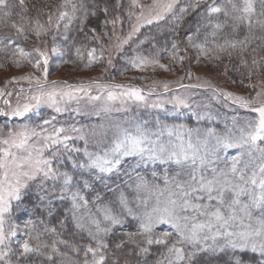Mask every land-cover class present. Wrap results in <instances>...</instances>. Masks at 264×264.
Returning <instances> with one entry per match:
<instances>
[{"label": "rangeland", "instance_id": "rangeland-1", "mask_svg": "<svg viewBox=\"0 0 264 264\" xmlns=\"http://www.w3.org/2000/svg\"><path fill=\"white\" fill-rule=\"evenodd\" d=\"M165 2L168 0H159V3ZM212 2L213 0H207L208 4ZM216 2L222 3L223 0ZM63 3L64 0L50 2L53 21L51 27L48 26V21L46 23L41 21L39 24L43 25V29H39L36 24L38 20H35L32 23L21 24L25 29L22 34L17 32L12 35L9 27L0 29V112L9 113L0 115V140L9 138L10 133L21 131L25 125L37 131L42 127L47 129L49 134L53 132V128L65 129V134L73 137V140L68 142L69 146L79 148L80 151L67 153L61 150L59 159L54 160L53 164L60 171H67L75 177L72 191H78L83 201H87L86 206L75 210L76 218H74L72 201L66 198L70 202L72 221L77 226V218H79V222L85 227H77V229L88 235L89 228L93 232L96 231L91 220L93 218L100 220L101 228H110L106 235L100 234L103 242L128 220L135 221L139 226V220L128 215L122 208L121 194L127 198L129 207L136 216H139L144 211V206L137 199L136 185L139 179L142 177L149 184L159 185L162 188L167 166L153 163L146 157L128 156L122 159L121 164L112 173H98L96 170L88 172L73 168L72 162L86 163L88 158L84 154L85 149L90 153L102 154L112 147L113 141L122 129L132 130L137 124L153 132L158 131L157 120L170 126L215 128L218 132H223L225 125L231 128L233 122L236 128H241L246 127V122L255 121L258 114L251 109L264 103V59H262L264 54L261 53L264 49V40L260 39L264 37V30L255 24L251 30L246 24L236 28L235 31L228 26L223 30H217L216 36L213 37L211 35L213 28L205 16L206 5H201L194 11L189 8L187 12H180L181 7L187 8L190 3L194 4L195 0H178L173 11L167 13L164 19L147 24L144 23V19L150 18L155 12L152 7L153 0H138L137 6H133L131 0H114L112 9H108L110 13L108 19L102 20L101 31L94 32L89 38L92 45L70 50L72 46H66L65 36L68 38L72 27H76L81 20H86L84 14L96 3L94 0H73L80 12L75 14L71 22L67 19L57 22L61 11L71 13L70 6L61 7ZM141 6H143V19L138 21L137 16L141 15ZM196 11L197 14L193 15ZM257 18L253 17L254 20ZM13 22L15 21H9L11 24ZM65 24H68L67 29ZM137 25L140 26L139 31L133 32L134 26ZM31 31L35 34L39 32L38 36L45 39L34 42ZM130 33L132 35L129 39ZM190 36L191 42L188 39ZM242 41L244 43H241ZM228 42L235 43L236 47L228 46ZM173 44L176 45L175 48L172 47ZM219 45H224L223 51L220 50ZM261 45L263 48L258 50ZM20 48L29 53L27 58L20 54ZM53 48L57 51L53 52ZM36 49L47 53V64ZM93 49L95 52L90 58L88 53ZM137 56L156 60L158 63L144 64L139 68L133 67L132 60ZM234 60H239V64L245 68L248 75L246 79L233 78V75L232 77L229 75V66ZM253 60L259 63L253 65ZM37 61L39 66H36ZM160 65L165 67L161 68ZM252 75L254 77L251 81L249 77ZM165 84L168 86L167 91ZM98 85L100 87H97ZM114 85L123 87L114 88L112 87ZM182 85L190 87H182ZM41 88L45 91H52L53 88L57 91H72L77 99L61 101L58 104L62 109L61 112H57L55 107L44 104L23 117L10 115L18 105L34 104L35 101L31 97L37 95ZM131 88L140 89L145 96V102L126 97L113 101L107 99L109 91L119 94ZM78 89L87 90V94L83 91L77 92ZM227 93H231V97L227 96ZM257 93H260V96H257ZM96 96L100 99L89 98ZM236 97L249 101V107L244 108L234 102ZM178 99L183 100L188 107L178 104ZM5 100L8 101L7 104ZM152 105H162V107ZM197 116H203L204 119L198 120ZM45 120L51 121V124H44ZM73 128L79 131L73 132ZM80 136L84 139H80ZM0 147L6 146L0 144ZM52 151L56 149L46 150L45 155L50 157ZM239 151L236 148L221 149L218 166L223 167L224 162L237 155ZM154 172L156 175H153ZM92 177L99 179L105 188L111 192L115 191L116 194L112 193L105 197L93 194ZM84 180L88 182L87 187L84 186ZM53 183L49 181L46 185L50 191ZM56 184L58 193L59 183ZM35 188L36 186L33 185L28 193L32 198L37 196ZM139 198L148 199V194L141 192ZM83 201L80 203L83 204ZM105 208L110 209L122 222L118 225H110L109 221L104 220ZM26 222L19 218V208L14 207L9 223L18 226V234L10 244L12 251L7 258L10 264H18L19 245L16 241L22 242L27 238V233L35 235L39 232L35 230V226L26 229ZM164 231H171L170 226L159 224L154 229L157 234ZM41 241L48 244L44 237H41ZM32 243L35 244L37 241L33 240ZM42 251L51 253V247ZM200 252L232 253L230 250L197 253ZM58 257L55 256L54 260ZM32 258L46 259V256L31 254L22 264L30 263ZM82 259L81 264L85 257ZM88 259H91V256ZM0 264L4 262L0 261Z\"/></svg>", "mask_w": 264, "mask_h": 264}, {"label": "snow or ice", "instance_id": "snow-or-ice-1", "mask_svg": "<svg viewBox=\"0 0 264 264\" xmlns=\"http://www.w3.org/2000/svg\"><path fill=\"white\" fill-rule=\"evenodd\" d=\"M138 0H131L133 6H137ZM25 0H19L20 7L24 8ZM178 0H168L159 3L153 0L152 7L154 14L150 18L144 19V23L151 24L153 21L164 19L167 13L173 11ZM201 5H206L205 16L208 23L213 28L211 35L216 36L217 30H223L230 26L233 31L241 25L246 24L251 30L253 25L264 30V0H223L217 3L213 0L211 4L207 0H195L194 4H189L187 8L181 7L180 12H187L189 8L193 11ZM71 7V13L61 11L57 17V22L67 19L69 22L75 18L77 6L73 0H64L61 7ZM14 5L9 4V0H0V9H9ZM259 8V11H258ZM141 15L137 20L143 19V6ZM11 11H5L4 16L8 17ZM253 17H258L253 19ZM223 18V19H221ZM21 19H24L21 15ZM52 17L49 16L48 23L52 24ZM37 27L43 29V25L36 21ZM58 26V23H57ZM18 33L22 34L25 29L23 25L17 26L15 22L11 24ZM68 24H65L67 29ZM139 25L134 26L133 32L139 31ZM199 31V30H197ZM39 35V32H37ZM129 34V39L131 38ZM65 39L67 37L65 36ZM191 42L192 37H188ZM264 40V37H260ZM247 40V37H245ZM127 40L124 41L126 43ZM241 43H244L243 41ZM228 46L235 48V43L228 42ZM176 47L175 44L172 45ZM221 51L224 45L218 46ZM44 63L47 64V53L36 49ZM53 52L57 49L53 48ZM22 56L27 58L29 53L23 48L19 49ZM93 49L88 53L93 57ZM182 59V58H181ZM264 59V58H262ZM91 63V60H90ZM111 63V61H109ZM148 63H158L156 60H148L146 57L137 56L133 58V67H141ZM253 65L259 63L253 60ZM36 66H39L37 61ZM164 68V65H160ZM46 72V70H45ZM39 83V81H37ZM70 87V86H69ZM97 87H100L99 85ZM114 88H121V85H114ZM165 91L168 90L165 84ZM182 87H190L182 85ZM77 92L87 90L78 89ZM231 97V93H227ZM260 96V93H257ZM128 98L138 102H145V96L140 89L131 88L117 94L109 91L107 99L109 101L118 98ZM90 99H100L99 96L89 97ZM35 101L18 105L12 110L10 115L23 117L27 113L38 109L41 105L55 107L57 112L62 109L58 106L61 101L77 99L72 91H45L43 88L39 93L32 96ZM234 102L241 107L248 108L250 102L236 97ZM7 104L8 101L5 100ZM178 104L188 107L183 100H177ZM162 107V105H152ZM253 112L258 114L255 121L246 122V127L236 128L225 125L223 132H218L215 128H187L183 125H168L157 120L158 131L153 132L141 124H137L134 129H122L117 138L113 141L112 147L103 151L102 154L90 153L85 149L87 156L86 163L72 162L73 168H79L98 173H112L121 164L122 159L128 156L146 157L147 160L167 166L165 169L164 186L149 184L142 177L139 179L137 189V199L144 206V211L139 216L129 207L127 198L121 194L120 204L126 213L139 220V231L128 234V242L137 243L136 237L143 236L146 245H163L166 253L162 254L163 259L157 260V264H191V261L199 251L225 252L231 251L233 258L230 264H249L244 259V255L251 251L259 254L261 258L257 264H264V103L259 107H253ZM9 113L0 112V115ZM210 118V117H209ZM197 119H204L197 116ZM44 124H51L45 120ZM73 132L78 129L73 128ZM63 128H53L52 133H47V129L41 127L40 131L29 128L27 125L16 133H10L9 138L0 140V261L10 264L9 253L12 251L10 244L17 237L18 226L9 223L14 207L19 208L24 203L33 185L36 186V195L42 205L51 211L52 199H71L73 215L75 210L81 206H86L87 201H83L78 191H72L75 177L67 171H60L53 164L59 159L61 150L67 153L79 152V148L70 147L69 141L73 137L65 134ZM84 139L83 136L79 137ZM62 146V147H61ZM55 148L49 156L45 155L46 150ZM236 148L240 151L230 160L224 162L223 167H219L217 162L221 159L219 151L221 149ZM69 159L71 156L69 155ZM153 175H156L154 172ZM54 182L52 191L46 185ZM59 183V192H56ZM84 186H88L84 180ZM141 192L148 194V199H140ZM83 201V204L80 202ZM150 201L151 204H150ZM15 202V204H14ZM104 220L110 225H118L121 219L113 215L110 209L103 210ZM41 223H43L41 221ZM91 223L95 225L96 231L88 229L89 237L98 241L95 247L88 245L85 250L83 264H106L107 257L104 254L108 245L102 242L101 233L105 235L110 231L109 227L101 228L100 220L93 218ZM159 224H167L171 231H164L156 236L154 229ZM34 228V222L29 219L25 228ZM77 227L84 228L85 225L77 218ZM55 232V229L45 227L44 232H36L35 235L27 233V238L19 245L18 264L26 261L31 254L46 256L48 261H54L55 256H63L56 247V242L51 246L41 241L42 235L47 232ZM35 240L37 243L33 244ZM60 243H67L60 241ZM124 246V242L116 245L117 249ZM51 247V253L42 251ZM191 248V251L186 249ZM149 247L140 248V253L146 254ZM91 254V259L87 257Z\"/></svg>", "mask_w": 264, "mask_h": 264}, {"label": "trees", "instance_id": "trees-1", "mask_svg": "<svg viewBox=\"0 0 264 264\" xmlns=\"http://www.w3.org/2000/svg\"><path fill=\"white\" fill-rule=\"evenodd\" d=\"M52 0H25L24 11L20 5L19 0H9V9H0V29L1 28H11V34L17 33L15 28L11 27L9 21H15L17 26H21L22 23L33 22L38 20L39 22L46 23L49 16L52 15V9H50V2ZM93 1V0H92ZM96 5L90 7L85 15L86 20H81L76 27H72L69 32L68 38L66 39V46H72L70 50H74L76 47L91 46L89 38L94 32H100L103 27L102 20L108 19L110 15L108 9L114 4V0H94ZM99 5V6H98ZM106 8V10H104ZM201 9V8H200ZM110 10V9H109ZM5 11H11V15L8 17L4 16ZM80 12L77 10L76 14ZM82 12V11H81ZM83 14L81 16L83 17ZM197 11L193 15H196ZM23 15L24 19H21ZM52 17V16H51ZM84 18V17H83ZM49 24V23H48ZM51 27V24L48 25ZM75 28H77L75 30ZM34 36V42L37 40H44V37H39L34 32H30ZM262 46V45H261ZM263 48L260 47L258 50ZM1 53V51H0ZM264 54V49L261 50ZM234 63H230L229 75L233 78L244 77L246 79L247 72L245 68L239 64V60H234ZM264 70V69H263ZM232 73V74H231ZM256 71L255 74H257ZM254 75L249 77L252 81ZM92 193L98 196H109L112 193L115 195V191L111 192L109 189L105 188L99 179L92 177ZM17 212V211H16ZM19 218L28 221L31 219L34 222L35 230L41 233L44 232L45 227L48 229H55V232H47L42 237L51 246L53 242H56V247L60 253H66V255L59 256L55 258L54 261H48L42 258H32L30 263L27 264H81L82 258L85 257L84 253L86 247L91 245L96 246V241L92 240L89 235L84 234V232L77 229V226L72 221L70 202L67 199L55 200L52 199L51 211L48 207L42 205L38 200L37 196L31 197L27 196L24 203L19 207ZM41 221L43 223H41ZM138 225L135 221H126L123 226L118 228V230L112 232L103 243L108 245L106 252V264H157V260H162L163 255L166 253V248L163 245H151L148 246L144 242L143 236H137V243L128 242V234L136 233L139 231ZM122 228V229H121ZM155 233V232H154ZM156 236L160 234L155 233ZM60 241H66L67 243H60ZM124 242V246L120 249L116 248L117 244ZM149 247V252L146 254L140 253V248ZM186 251H191L189 247ZM91 256L89 254L88 258ZM63 259H62V258ZM233 258V253H220L212 254L207 252L196 253L195 257L191 261V264H230ZM244 259L249 261V264H257L261 259L259 254H253L248 251L244 255Z\"/></svg>", "mask_w": 264, "mask_h": 264}]
</instances>
